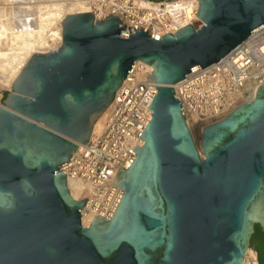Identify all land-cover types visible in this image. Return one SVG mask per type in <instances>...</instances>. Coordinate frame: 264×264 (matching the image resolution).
<instances>
[{"label": "water", "instance_id": "1", "mask_svg": "<svg viewBox=\"0 0 264 264\" xmlns=\"http://www.w3.org/2000/svg\"><path fill=\"white\" fill-rule=\"evenodd\" d=\"M198 1L203 25L160 39L72 12L61 45L30 56L0 106V264H245L264 232V84L198 137L174 85L263 27L264 0ZM137 61L158 84L152 119L115 213L85 225L63 166Z\"/></svg>", "mask_w": 264, "mask_h": 264}, {"label": "built area", "instance_id": "2", "mask_svg": "<svg viewBox=\"0 0 264 264\" xmlns=\"http://www.w3.org/2000/svg\"><path fill=\"white\" fill-rule=\"evenodd\" d=\"M183 0H94L93 12L101 18L115 13L142 27L160 39L168 33L192 24L202 26L196 17L186 21ZM148 3V4H145ZM198 12V10H197ZM198 16V15H197ZM134 68V69H133ZM143 65L132 67L125 84L119 88L115 102L106 114L102 130L77 149L71 161L63 166L81 184V198H86L87 218L97 215L111 218L124 191L113 183L121 169H128L136 158L134 149L143 145L141 135L152 119L149 108L157 94L158 84L151 73L145 76ZM264 84V26L253 32L218 62L197 68L174 85L176 96L187 112L202 123L227 115L237 106L255 98ZM0 87V106L4 97ZM67 175H69L67 173Z\"/></svg>", "mask_w": 264, "mask_h": 264}, {"label": "bare ground", "instance_id": "3", "mask_svg": "<svg viewBox=\"0 0 264 264\" xmlns=\"http://www.w3.org/2000/svg\"><path fill=\"white\" fill-rule=\"evenodd\" d=\"M93 2L94 0H0V85L12 89L16 77L30 56L35 52H45L61 45L63 39L62 24L65 16L72 12H91ZM181 6L186 17V21H182L184 24L189 19L199 18L197 16V10L199 9L198 0H183ZM94 15L97 19H105L107 17L101 18L97 14ZM115 15L122 20L123 25L131 26L130 22L123 20L121 14ZM155 35L161 38L159 32H156ZM137 65H143L142 73L145 76L151 73V65L143 61H137L134 67ZM127 77L122 86L125 84ZM253 100L254 98L251 99V101ZM114 102L115 100L95 122L91 138L95 133H99L102 130L103 119ZM184 112L190 127H194L199 136L206 123L192 118L186 108H184ZM223 117L225 115L218 119ZM84 145L80 144L78 149ZM65 172L69 174L67 175L68 184L72 195L79 199L82 193L80 182L72 178L68 169ZM87 210V207L82 210V219L85 225H89L93 217L92 215L89 218L86 217ZM249 252L250 250L248 254Z\"/></svg>", "mask_w": 264, "mask_h": 264}, {"label": "trees", "instance_id": "4", "mask_svg": "<svg viewBox=\"0 0 264 264\" xmlns=\"http://www.w3.org/2000/svg\"><path fill=\"white\" fill-rule=\"evenodd\" d=\"M252 246L255 247L259 254V262L263 264L264 262V232L260 225H256V230L252 238Z\"/></svg>", "mask_w": 264, "mask_h": 264}, {"label": "rangeland", "instance_id": "5", "mask_svg": "<svg viewBox=\"0 0 264 264\" xmlns=\"http://www.w3.org/2000/svg\"><path fill=\"white\" fill-rule=\"evenodd\" d=\"M92 5H93V3H92ZM91 12H93V8H92ZM0 87L4 89V92H6V91L10 92L12 90L11 88H8L6 86L0 85ZM192 130L194 131L195 135L198 137V132L196 131V129L194 127H192ZM84 218L86 219V217H84ZM245 264H260V262H259V254H258L257 250H255L254 246H252V248L250 249V252H249V254L246 257Z\"/></svg>", "mask_w": 264, "mask_h": 264}]
</instances>
